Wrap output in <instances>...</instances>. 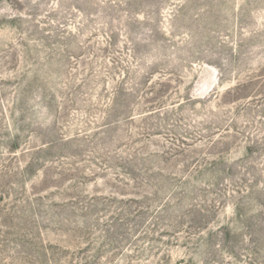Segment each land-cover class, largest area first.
Masks as SVG:
<instances>
[{"label": "rangeland", "instance_id": "obj_1", "mask_svg": "<svg viewBox=\"0 0 264 264\" xmlns=\"http://www.w3.org/2000/svg\"><path fill=\"white\" fill-rule=\"evenodd\" d=\"M0 264H264V0H0Z\"/></svg>", "mask_w": 264, "mask_h": 264}]
</instances>
